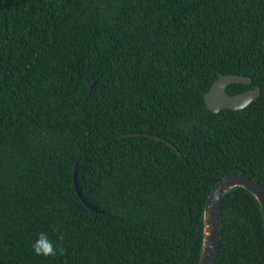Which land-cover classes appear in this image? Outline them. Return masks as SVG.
<instances>
[{
  "label": "trees",
  "instance_id": "16d2710c",
  "mask_svg": "<svg viewBox=\"0 0 264 264\" xmlns=\"http://www.w3.org/2000/svg\"><path fill=\"white\" fill-rule=\"evenodd\" d=\"M219 74L259 96L212 112ZM232 173L264 186V0H0V264H198ZM221 220L214 264H264L255 197Z\"/></svg>",
  "mask_w": 264,
  "mask_h": 264
},
{
  "label": "water",
  "instance_id": "95a60500",
  "mask_svg": "<svg viewBox=\"0 0 264 264\" xmlns=\"http://www.w3.org/2000/svg\"><path fill=\"white\" fill-rule=\"evenodd\" d=\"M251 82V78L239 74H219L209 89L204 93L206 107L212 112L221 109L238 110L244 108L260 93L259 87H254L237 94H229L227 85L231 83ZM74 185L78 196L91 210L101 212L94 204L83 198L76 182V167L74 170ZM234 187H243L258 201L264 225V186L256 180L240 174L232 173L223 176L211 188L203 210V237L198 264H214L222 235L221 206L226 193Z\"/></svg>",
  "mask_w": 264,
  "mask_h": 264
},
{
  "label": "clouds",
  "instance_id": "9594fccd",
  "mask_svg": "<svg viewBox=\"0 0 264 264\" xmlns=\"http://www.w3.org/2000/svg\"><path fill=\"white\" fill-rule=\"evenodd\" d=\"M64 237L61 234L59 239L62 240ZM32 249L37 256L49 257L56 256L59 252L60 255H63L65 250L61 248H57L54 245L52 240L49 238L46 232H40L38 234L37 239L32 243Z\"/></svg>",
  "mask_w": 264,
  "mask_h": 264
}]
</instances>
